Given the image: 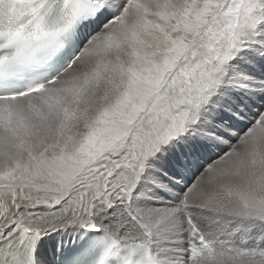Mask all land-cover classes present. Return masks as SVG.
Listing matches in <instances>:
<instances>
[{"label": "snow or ice", "instance_id": "snow-or-ice-1", "mask_svg": "<svg viewBox=\"0 0 264 264\" xmlns=\"http://www.w3.org/2000/svg\"><path fill=\"white\" fill-rule=\"evenodd\" d=\"M0 264H264V0H0Z\"/></svg>", "mask_w": 264, "mask_h": 264}]
</instances>
